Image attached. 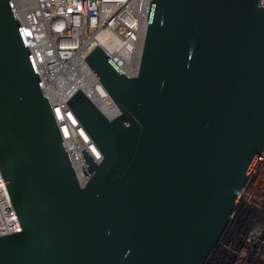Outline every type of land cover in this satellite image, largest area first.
Wrapping results in <instances>:
<instances>
[{"label":"water","instance_id":"95a60500","mask_svg":"<svg viewBox=\"0 0 264 264\" xmlns=\"http://www.w3.org/2000/svg\"><path fill=\"white\" fill-rule=\"evenodd\" d=\"M118 113L78 89L80 184L12 0H0V172L21 230L0 264H210L264 147V6L152 0L136 73L84 58Z\"/></svg>","mask_w":264,"mask_h":264},{"label":"built area","instance_id":"2783aa9c","mask_svg":"<svg viewBox=\"0 0 264 264\" xmlns=\"http://www.w3.org/2000/svg\"><path fill=\"white\" fill-rule=\"evenodd\" d=\"M151 1L12 0L80 184L88 179L81 150L96 161L100 155L66 101L81 89L109 118L118 113L84 58L100 45L127 75H134ZM258 4L264 6V0ZM234 204L211 263L264 264V147ZM20 230L0 172V235Z\"/></svg>","mask_w":264,"mask_h":264},{"label":"bare ground","instance_id":"6f19581e","mask_svg":"<svg viewBox=\"0 0 264 264\" xmlns=\"http://www.w3.org/2000/svg\"><path fill=\"white\" fill-rule=\"evenodd\" d=\"M99 39L102 40V41H104L105 35L104 34L99 35Z\"/></svg>","mask_w":264,"mask_h":264},{"label":"rangeland","instance_id":"374dc122","mask_svg":"<svg viewBox=\"0 0 264 264\" xmlns=\"http://www.w3.org/2000/svg\"><path fill=\"white\" fill-rule=\"evenodd\" d=\"M210 260H209V262H210V264H213V263H211V261H212V259L214 258V256L212 257V254H211V256H210Z\"/></svg>","mask_w":264,"mask_h":264}]
</instances>
